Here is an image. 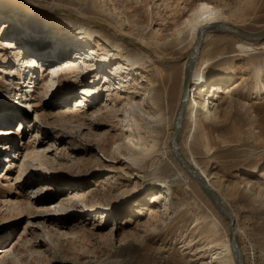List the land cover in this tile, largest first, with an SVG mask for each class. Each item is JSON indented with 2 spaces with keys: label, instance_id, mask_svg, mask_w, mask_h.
<instances>
[{
  "label": "rangeland",
  "instance_id": "374dc122",
  "mask_svg": "<svg viewBox=\"0 0 264 264\" xmlns=\"http://www.w3.org/2000/svg\"><path fill=\"white\" fill-rule=\"evenodd\" d=\"M72 1L87 3L81 6L90 22L109 23L140 37L163 58L191 49L190 39L182 45L170 39L200 1L234 15L235 27L249 32L264 29V0ZM5 3L9 7L0 10V48L13 60V51L3 42L27 43V52L39 50L42 59L35 57L40 65L21 73L23 79L13 74V85L9 70L19 66H9V58L6 64L4 57L0 59V105L7 110L6 115L0 114V124L8 132L0 136V250H8L0 253V264H202L211 260L212 253L230 239L229 223L199 184L180 171L169 146L185 62L145 61L135 69L118 55L109 64L110 57H116L114 51L102 60V51L84 34L66 36L56 27L47 28L42 17L60 14L57 8H39L30 0ZM25 9L27 13L19 12ZM6 21L9 27L3 30ZM203 38L197 61L207 63L206 74L230 67L236 73L215 80L201 98L211 104L209 120L202 116L194 125L185 113L179 146L187 159L199 162L235 216L244 264H264V41L255 42V50L242 52L238 43L243 39L233 34L211 32ZM92 50L99 52L95 61L90 58L95 68H104L110 77L115 71L135 79L162 99L167 117L160 137V148L167 151L163 159L151 158L135 168L114 158L113 146L122 131L102 111L113 107L107 83L117 80L91 73L83 80L72 73L51 75L55 72L51 59L70 51L77 60ZM141 51L128 47L125 55ZM94 80L99 99L82 94L86 83ZM17 92L18 99L12 101ZM81 100L87 104L79 108ZM91 182L94 186H88ZM94 188L112 190L101 201L106 205L96 207L93 197L67 205L82 190ZM120 191L129 193L119 197ZM52 202L59 207H52Z\"/></svg>",
  "mask_w": 264,
  "mask_h": 264
},
{
  "label": "bare ground",
  "instance_id": "6f19581e",
  "mask_svg": "<svg viewBox=\"0 0 264 264\" xmlns=\"http://www.w3.org/2000/svg\"><path fill=\"white\" fill-rule=\"evenodd\" d=\"M5 2L6 0H0V10L8 9L9 5ZM30 2H31L30 5H35L43 9L57 8V12L60 14L53 15L49 18L42 17V20L44 21V23L47 24V28L56 27L58 31L59 30L61 31L60 34L66 35V36L71 35L73 33H79V32L84 34L86 37L90 38L89 41L92 44H94V46L98 49V51H102L100 52V54L102 55V60L104 57H107V56L110 57V53L114 51L113 56L115 55L116 57L115 58L110 57L109 59L110 61L108 62L109 64L112 63L114 59L118 58L119 57L118 55L120 56L123 55L124 59L135 69L141 68V64H143L145 61H149L154 64H159V63L162 64V62L160 61L163 59L175 58V57L163 58L157 52L152 50L148 42H146L142 38L132 37L131 34L129 33H125L124 31L118 28H113V26L110 25L109 23H107L106 25V24L99 23V22H96V23H93V21L90 22L91 20L87 18L86 15H84V13L82 12V6H81V4L83 6H87L85 5L87 3L79 4V3H74L72 0H30ZM91 7L94 8L95 7L94 4H91ZM60 11L61 12L66 11L68 13H71L70 16L74 15L73 16L74 18L70 17L69 15L62 14ZM19 12H23V14L27 13L26 9L25 11H19ZM28 12L31 13L32 11L29 10ZM75 18L79 21H77ZM87 20L89 22H87ZM237 23L238 21L234 19V15H231V14L228 15L224 11L223 8L211 2H208V1H200L198 5L194 9L191 10L190 16L184 21L183 25L179 27L182 29H179L178 31H176V33L170 39V41H173V42H176L182 45V44H185L186 41L187 40L189 41L190 39L188 48L191 47L192 49L193 46L195 45L194 43L197 42L196 39L197 40L199 39L200 31L203 28H205L202 34L203 41H204V38H203L204 34L206 33L208 34L211 32L213 33L227 32V33L232 34L231 32H228V31H222V30L215 29L217 28L215 25H219V24L224 25V26H229L232 28H236L243 32L258 33V32H249V31L233 26V25H237ZM91 24H94L101 28H98ZM103 25L107 26L108 28H103ZM1 27L4 28L3 30H6V28L9 27V21H6ZM38 29H41V28H38ZM103 29L107 30L115 38L112 37L110 34H107L105 31H103ZM1 35H2V32L0 36ZM128 37L133 38L134 41L132 39H129ZM94 38H98L99 41L95 42ZM100 42H102V44ZM255 42H260V41L243 39L238 43V48L241 49L242 52L253 51L256 48ZM3 44L6 47L9 46L10 50L13 51L14 59L11 60V58H9V54L7 55V51L5 48H0V51H1L0 59H3L4 57V62L6 64L7 62L6 59L9 58L10 59L8 60L9 66L11 65L15 66L16 64L17 66H19L17 70L16 69L13 70V68H10L9 70V73L11 76L10 81H12L10 83L11 85L14 84L12 80L13 74H16L18 76V79H23L20 77L21 73L25 74L28 68H30V71H33V69H35L37 66L40 65L39 59H42L41 58L42 56H40L41 53L39 52V50L27 52V49H26L27 43L11 44L5 41L3 42ZM128 47H137L141 49L142 51L141 53L137 55L127 56L125 55V53L127 52ZM190 50L181 54V55H186L185 60L181 61V62H185V65H186V60H187ZM97 52L92 50L88 57L86 58L79 57L77 60H75L72 57V55L70 54V51L67 53H62L56 59H51L50 67H54V69L52 70L55 71L54 73H51V75L55 76V75L63 74V73H67V74L72 73L78 77L80 76V79L83 80L86 77L87 73H91V74H94V77L100 76L104 78V80L105 79L106 80L108 79L117 80L116 84L107 83V87L109 88L108 95L111 96L110 101H114L112 105L113 107L107 106L102 111V114L104 115L106 114L110 118H113L114 124H116L117 127H120L121 128L120 131H122V135L118 140L119 142H115L113 146V152H115L114 158L119 159V161L125 160L126 162L132 164L135 168H142L143 163L146 160L151 159V158L163 159L167 151L162 150L160 148V141H161L160 137H161L163 126L166 122L167 117L163 111L164 105L161 102L162 99L158 95L155 94L153 88L147 89L142 85L141 82H137L135 79L123 76L122 73L116 74L115 71L112 73V77H110L111 75L109 74L110 76L109 75L107 76L104 68L100 66L95 68V64H91L90 58L92 59V61H95L94 56ZM35 57L39 59L37 60V58ZM197 60H196V63L191 73V87H190L191 94L186 103V109H185V113H186L188 120L194 125H197V123L200 121L202 116H203V119L205 118V120L210 119L211 115H210L209 108L211 107V104L209 103V105H207L206 102L201 101V98L205 95V93L206 94L208 93V90L209 88L212 87L213 82L215 80L223 81L225 79L232 77L236 73L235 72L236 69H233L232 67H230L229 69H226L223 72L213 73L208 76L205 72L207 63H200V61H197ZM184 74H185V70H184ZM31 79L33 80L34 77H32ZM31 82L33 81H29V83ZM96 82L98 81L94 80L90 84L86 83V85L82 88L83 90L82 94L88 95V96L96 95V98L99 99L100 94H98L92 86L96 84ZM150 83L152 86L153 82H150ZM29 92H31V90ZM197 92H198V95H196ZM14 95L16 96H14L12 101L13 100L15 101V99H18L17 97L19 96V92L15 93ZM30 100H31V97H30ZM120 102H123L124 104L121 109H118L116 107H117V104H119ZM86 104H87V101L81 100V101H78L77 107L81 108V107H84ZM6 111L7 110L3 108L2 105H0V114L6 115L7 113ZM100 112H101V109H100ZM121 115L124 116L123 120H119ZM139 120H141L142 123H140ZM119 121H123V123H119ZM6 130L7 128H4L3 125L0 124V136H2L3 134H7L8 132ZM187 160L205 177V179L209 182V184L213 187V189L215 188L214 190L217 192L218 188H216L215 185L211 182L210 178L206 175V173L201 168L199 162L193 157ZM159 169H160L159 165L155 167L156 171H158ZM180 171L183 173L186 172L183 168L180 169ZM88 184H90L88 186H94V183L92 182ZM141 187L135 188L134 190H139L141 189ZM111 191L112 190H108L106 191L107 193H105L102 191L95 190V188L89 189V190L84 189L81 191V194L77 197V199L74 198V200L69 202L67 205L70 204L71 207H73L75 206L76 201L85 202L87 199L93 197V200L96 204L95 206L100 207L101 205L107 204L101 201L106 196H109V192ZM119 193L121 195L119 197H122L126 193H129V191L128 192L120 191ZM155 202L156 200H154V203ZM51 206L54 208H58L59 204H57V202H52ZM218 230L216 232H218ZM7 251L8 250L6 249H2L0 250V253H6ZM202 264H236L233 252L231 250V240L228 239V241L225 244H223L220 248H217V250L212 253L211 260H207L203 262Z\"/></svg>",
  "mask_w": 264,
  "mask_h": 264
},
{
  "label": "water",
  "instance_id": "95a60500",
  "mask_svg": "<svg viewBox=\"0 0 264 264\" xmlns=\"http://www.w3.org/2000/svg\"><path fill=\"white\" fill-rule=\"evenodd\" d=\"M217 30L228 31L234 35L239 36L240 38L246 40H253V41H264V30L258 33H248L243 32L239 29L232 28L229 26L224 25H215ZM103 28H108L107 26L103 25ZM205 28L200 31L199 39L190 50L189 55L186 60L185 65V74H184V84H183V92L180 99L179 108L175 117L174 121V128H173V137L169 142L170 149L179 163V165L199 184L202 190L209 196V198L213 201L215 207L220 212V214L228 221L229 229H230V240H231V250L233 252L236 264H244L243 254L240 248L237 230H236V218L231 213L229 208L223 202L221 196L213 189V187L209 184V182L205 179V177L193 166L189 163L186 157L183 155L180 146H179V139L181 135V129L183 124V119L185 116V109L186 103L191 94V73L192 69L196 63V60L199 56V52L202 47V34ZM186 55H181L175 58H166L161 60L160 62L164 64L168 63H175L184 61Z\"/></svg>",
  "mask_w": 264,
  "mask_h": 264
}]
</instances>
